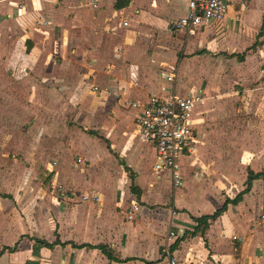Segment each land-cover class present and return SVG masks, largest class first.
<instances>
[{
	"label": "crops",
	"instance_id": "crops-1",
	"mask_svg": "<svg viewBox=\"0 0 264 264\" xmlns=\"http://www.w3.org/2000/svg\"><path fill=\"white\" fill-rule=\"evenodd\" d=\"M228 1L223 21L187 37L173 30L187 0H129L122 9L118 0H0V103L13 97L5 90L20 99L17 90L47 82L56 113L44 136L49 158L59 160L49 162L47 194L0 189V264H169L166 251L179 264H264V177L229 203L250 173H264V0ZM181 51L177 71L159 67ZM44 55L49 78L37 82ZM195 86L206 95L195 108L199 143L183 160L184 186L175 188L170 175L155 177L140 111L125 102ZM71 104L74 125L65 114ZM22 121L0 113V152L11 131L12 146L22 148ZM33 122L36 138L44 119ZM72 151L84 161L68 162ZM24 200L34 205L23 217ZM227 203L207 227L197 221ZM134 204L140 210L129 220Z\"/></svg>",
	"mask_w": 264,
	"mask_h": 264
},
{
	"label": "built area",
	"instance_id": "built-area-1",
	"mask_svg": "<svg viewBox=\"0 0 264 264\" xmlns=\"http://www.w3.org/2000/svg\"><path fill=\"white\" fill-rule=\"evenodd\" d=\"M228 12V0H187V13L173 25V30L185 32L187 37L196 36L202 28L223 21ZM175 77L173 72L167 79L173 82ZM100 94L101 91L95 88L94 96L98 97ZM205 98L204 90L195 86L186 95L172 92L168 95H151L145 103L130 100L125 102L126 106L140 111L136 122L138 133L155 150V177L170 175L175 188L184 186L183 160L196 151L199 143V121L195 116V108ZM139 210V205L134 204L128 219L133 220ZM174 236L175 232H171L170 237ZM233 240L241 241L242 238L234 236ZM166 254L169 264H179L169 251Z\"/></svg>",
	"mask_w": 264,
	"mask_h": 264
},
{
	"label": "rangeland",
	"instance_id": "rangeland-1",
	"mask_svg": "<svg viewBox=\"0 0 264 264\" xmlns=\"http://www.w3.org/2000/svg\"><path fill=\"white\" fill-rule=\"evenodd\" d=\"M183 53L184 52L182 51L180 52L181 56H178L176 61L175 57H165V59L161 60L163 61L162 63L165 64L159 65V67L164 70L166 69V71L169 68H175L177 71V69L179 68V62L185 58ZM24 61L25 63H27L26 59H23V62ZM36 67L41 69L42 74H33L32 76L34 77L35 81L42 82L43 78H49V73H47L49 68V58L46 55H44V57H41L40 62L36 63ZM178 81L180 83L181 77H178ZM41 86L42 87L37 90L27 88H21L20 90H17L16 92L20 99H17L14 96L15 91L13 90L3 91V94H5L6 96L13 97L10 103H0V113L9 114V117L11 116L14 120L23 121L20 129L22 136V148L19 151L15 150L12 146V141L14 140L12 131L8 132L4 138L6 147L4 148L3 152H0L1 193L15 195H36L47 194L48 192L50 173L49 162H59V160L54 157L49 158V136L44 135L47 133L46 131H48L47 126H49V115H55L56 111L49 110V108L51 107L49 106V84L45 82L42 83ZM19 101H21L22 104H20ZM12 102H14V105L11 104ZM19 105L20 109H17L18 111H15V107H19ZM69 108V112L65 114L68 116L71 125H74L73 116L76 115L75 111L77 106L75 104H71ZM40 116L44 119V126L41 127L38 136L35 138L33 135L31 123H34L33 121L36 119L38 120V122H41L42 118L40 119ZM8 124H12V122L7 121V125ZM133 128L134 127L131 125L130 129L133 130ZM30 136L32 137L30 138ZM30 141H32L33 143L32 146H29ZM25 144H27L28 146H25ZM66 155V160H68V162L72 163L73 165L80 164L82 161H84V158H81V155L77 151L69 152ZM83 200L85 201L86 199L83 198ZM87 200H90V198ZM6 203L9 206L7 205L5 209L9 210V207L12 203ZM30 205L34 204L24 200L20 204V207L18 206L17 211L22 213L24 217L28 213L27 211Z\"/></svg>",
	"mask_w": 264,
	"mask_h": 264
},
{
	"label": "trees",
	"instance_id": "trees-1",
	"mask_svg": "<svg viewBox=\"0 0 264 264\" xmlns=\"http://www.w3.org/2000/svg\"><path fill=\"white\" fill-rule=\"evenodd\" d=\"M128 2H129V0H118L116 7L118 9H122V8L127 6ZM261 177H264V173L257 174V175L250 173L249 178H248V186H247V189L245 190V192L241 193L239 196H237V198L234 201H231L229 203L238 204L242 200L243 194L247 193L249 191L251 184H252V181H254L255 179H259ZM227 205H228V203L224 205L223 209L217 211L212 216L202 217V218L198 219L197 221L200 223V225L202 224V225H205V227H207L208 221L209 220H216L225 211V209L227 208ZM37 244L40 246H51L48 243L42 242V241H37ZM99 249H101L104 253H107V250L105 247L101 246Z\"/></svg>",
	"mask_w": 264,
	"mask_h": 264
}]
</instances>
